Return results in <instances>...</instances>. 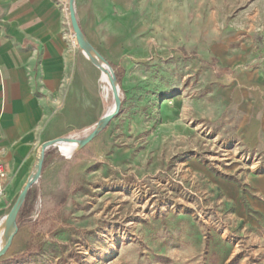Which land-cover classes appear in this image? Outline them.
Segmentation results:
<instances>
[{"label":"crops","instance_id":"obj_1","mask_svg":"<svg viewBox=\"0 0 264 264\" xmlns=\"http://www.w3.org/2000/svg\"><path fill=\"white\" fill-rule=\"evenodd\" d=\"M74 8L116 78L120 112L71 154L46 149L13 249L24 227L56 224L88 193L147 175L160 127L184 131L193 118L217 129L222 121L246 140L264 129V0H75ZM103 75L77 42L70 0H0V238L43 145L82 140L113 111ZM255 191L264 213V182Z\"/></svg>","mask_w":264,"mask_h":264},{"label":"rangeland","instance_id":"obj_2","mask_svg":"<svg viewBox=\"0 0 264 264\" xmlns=\"http://www.w3.org/2000/svg\"><path fill=\"white\" fill-rule=\"evenodd\" d=\"M221 122L152 132L147 175L88 193L56 224L24 227L0 264H264V213L253 205L264 129L246 140Z\"/></svg>","mask_w":264,"mask_h":264},{"label":"water","instance_id":"obj_3","mask_svg":"<svg viewBox=\"0 0 264 264\" xmlns=\"http://www.w3.org/2000/svg\"><path fill=\"white\" fill-rule=\"evenodd\" d=\"M74 1L70 0V14H71V20H72V26L75 32V36L77 39V42L80 46V48L86 53L90 61L96 65L104 74L108 75L109 82L112 88V92L115 99V107L112 112L105 115L101 121L98 123L96 128L84 139H77V138H62L58 140H54L51 142H48L43 145L42 151L40 154L39 161L36 165V170L33 176L30 178V180L26 183L24 186L22 192L20 193L16 203L12 207L11 211L9 212L8 216L6 217V220L4 222V230H3V246L0 248V258L3 257L8 250L10 249L13 239L18 231V216L20 214V211L26 201V197L28 194V191L30 188L35 184L43 170V159L45 155V151L48 147L53 145H59L61 143H72L77 144L80 147H84L89 142H91L104 128H106L109 123L119 114L120 108H121V98L119 94V90L117 87L116 78L113 76V74L110 72V68L107 66V64L104 62V60L98 56L93 49L90 47L88 42L86 41L84 34L82 33L78 22L76 20L75 16V8H74Z\"/></svg>","mask_w":264,"mask_h":264},{"label":"bare ground","instance_id":"obj_4","mask_svg":"<svg viewBox=\"0 0 264 264\" xmlns=\"http://www.w3.org/2000/svg\"><path fill=\"white\" fill-rule=\"evenodd\" d=\"M103 80L106 82L107 86L110 89V82H109V78L108 75H103ZM77 144H72V143H61L59 144V148L62 150L63 153L65 154H71L74 149L76 148ZM71 150V151H70ZM3 237V235H2ZM1 248V247H0Z\"/></svg>","mask_w":264,"mask_h":264},{"label":"built area","instance_id":"obj_5","mask_svg":"<svg viewBox=\"0 0 264 264\" xmlns=\"http://www.w3.org/2000/svg\"><path fill=\"white\" fill-rule=\"evenodd\" d=\"M6 172L4 167L0 164V178H5Z\"/></svg>","mask_w":264,"mask_h":264}]
</instances>
